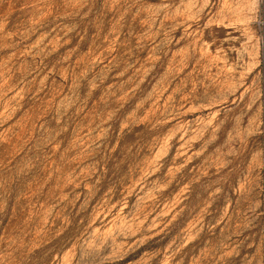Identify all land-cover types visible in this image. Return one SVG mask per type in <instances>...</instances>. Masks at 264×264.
<instances>
[{"label":"rangeland","instance_id":"rangeland-1","mask_svg":"<svg viewBox=\"0 0 264 264\" xmlns=\"http://www.w3.org/2000/svg\"><path fill=\"white\" fill-rule=\"evenodd\" d=\"M0 264H264V0H0Z\"/></svg>","mask_w":264,"mask_h":264}]
</instances>
